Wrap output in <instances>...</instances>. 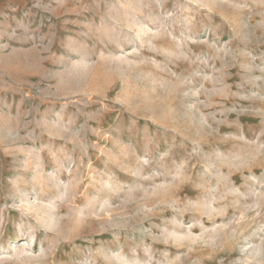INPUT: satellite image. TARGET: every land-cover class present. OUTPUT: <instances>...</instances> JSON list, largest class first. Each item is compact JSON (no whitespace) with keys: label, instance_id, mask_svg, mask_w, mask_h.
<instances>
[{"label":"rangeland","instance_id":"1","mask_svg":"<svg viewBox=\"0 0 264 264\" xmlns=\"http://www.w3.org/2000/svg\"><path fill=\"white\" fill-rule=\"evenodd\" d=\"M0 264H264V0H0Z\"/></svg>","mask_w":264,"mask_h":264}]
</instances>
